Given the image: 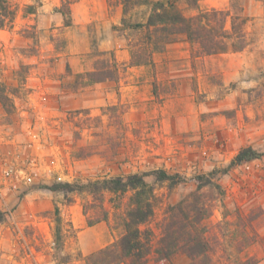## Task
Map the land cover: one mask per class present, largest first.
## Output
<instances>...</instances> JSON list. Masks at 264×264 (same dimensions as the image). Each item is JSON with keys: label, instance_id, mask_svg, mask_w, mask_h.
<instances>
[{"label": "rangeland", "instance_id": "obj_1", "mask_svg": "<svg viewBox=\"0 0 264 264\" xmlns=\"http://www.w3.org/2000/svg\"><path fill=\"white\" fill-rule=\"evenodd\" d=\"M135 1H0V264H87L131 191L76 188L132 174L153 214L117 264H264V0L177 1L245 19L246 47L210 55L181 34L153 51Z\"/></svg>", "mask_w": 264, "mask_h": 264}, {"label": "trees", "instance_id": "obj_2", "mask_svg": "<svg viewBox=\"0 0 264 264\" xmlns=\"http://www.w3.org/2000/svg\"><path fill=\"white\" fill-rule=\"evenodd\" d=\"M177 1H135V4H150L151 6V12L146 22H137L130 25L133 28H147L149 31L147 39L153 45V51H159L162 49L164 43L173 41L175 34L184 35L190 43H199L203 53L207 55L226 53L228 51H241L246 47V37L241 28L245 23L244 18L238 24H236L235 20H239V17L232 20L229 31L225 28L228 13L213 10L210 12H202L194 17H185L177 7ZM188 1L192 4H197L199 0ZM222 15H225V17L221 19L222 25L219 29L211 22L212 20H220L219 17ZM125 21L126 18L124 17L122 23L125 24ZM146 63L145 61H136L134 65ZM109 78L112 79L111 76ZM259 155V153L253 150H243L235 157L234 163L256 158ZM159 179L163 180L164 178ZM76 189L79 191L86 190L93 196L100 197L105 192H108L113 195L110 201H112L114 207L118 205L115 203V200L128 191H131L128 205L124 212L125 217L120 222L125 227V235L119 242L112 246L101 249L97 253L88 256L85 260L86 263L117 264L122 261L119 256L120 254L122 257L138 256L141 250V243L139 239L140 232L137 226L146 222L153 214L154 188L145 180L144 175L132 174L126 177L102 178L86 184H78ZM55 212H58L57 207L55 208ZM60 238V227H57L55 234L56 245Z\"/></svg>", "mask_w": 264, "mask_h": 264}]
</instances>
